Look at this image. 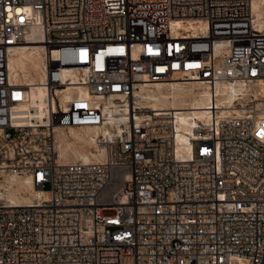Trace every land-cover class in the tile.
I'll return each mask as SVG.
<instances>
[{"label":"built area","instance_id":"obj_1","mask_svg":"<svg viewBox=\"0 0 264 264\" xmlns=\"http://www.w3.org/2000/svg\"><path fill=\"white\" fill-rule=\"evenodd\" d=\"M256 3L264 12V0H0V161L49 195L31 206L0 200V264H264ZM177 20L203 29L173 30ZM33 32L58 55L46 61V123L28 126L16 112L28 87L9 81L8 56ZM215 42L226 51L215 53ZM65 67L84 69L87 96L61 106ZM176 79L210 91V121L189 136V156L176 152V111L152 110L125 132L95 138L103 162L58 161L55 126H103L109 98L134 119L139 84ZM220 82L239 89L233 107L217 108ZM222 109L239 115L218 118Z\"/></svg>","mask_w":264,"mask_h":264},{"label":"bare ground","instance_id":"obj_2","mask_svg":"<svg viewBox=\"0 0 264 264\" xmlns=\"http://www.w3.org/2000/svg\"><path fill=\"white\" fill-rule=\"evenodd\" d=\"M256 3L254 12L258 26H264V12ZM172 29L196 34L203 29V23L197 20L173 21ZM215 53L226 51L225 43H214ZM8 68L11 83L27 86L28 97L25 104L20 105L16 112L20 122L32 126L35 123H46L48 112L45 82L47 78L46 61L55 59L56 51L51 54L45 50L37 32L21 45L9 50ZM85 71L77 67L62 68L59 78L64 89L56 92L61 106L76 95L87 96V89L82 83ZM69 81V82H68ZM239 89L226 83H216L217 108L233 107ZM117 98H109L104 104L107 122L97 127H73L63 129L54 127V141L58 154V161L63 164L81 162L101 163L104 161V148L95 145L98 136L118 135L130 128V122L139 123L147 117L150 111L175 110L178 134L176 137V152L181 156H189V136H194L193 130L199 124L206 126L210 121L207 106L210 102V91L202 82H190L176 79L166 83L139 84L133 93V100L141 111L134 119L127 116V110L121 106ZM54 105V102H53ZM220 110L218 118L239 115L236 110ZM3 143L0 142V146ZM0 200L11 206H31L35 201H49L46 192L34 187L28 178H22L9 172L6 162L0 161Z\"/></svg>","mask_w":264,"mask_h":264},{"label":"rangeland","instance_id":"obj_3","mask_svg":"<svg viewBox=\"0 0 264 264\" xmlns=\"http://www.w3.org/2000/svg\"><path fill=\"white\" fill-rule=\"evenodd\" d=\"M67 131V130H66ZM46 189H48V187H46ZM106 215H111L112 212H105Z\"/></svg>","mask_w":264,"mask_h":264}]
</instances>
